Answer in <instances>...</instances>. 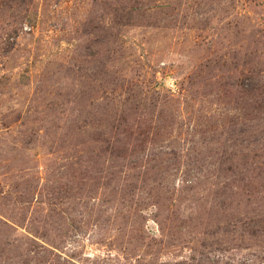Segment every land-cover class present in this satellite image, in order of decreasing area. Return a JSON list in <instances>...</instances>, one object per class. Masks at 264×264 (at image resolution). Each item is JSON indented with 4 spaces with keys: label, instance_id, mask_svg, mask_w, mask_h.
Segmentation results:
<instances>
[{
    "label": "rangeland",
    "instance_id": "374dc122",
    "mask_svg": "<svg viewBox=\"0 0 264 264\" xmlns=\"http://www.w3.org/2000/svg\"><path fill=\"white\" fill-rule=\"evenodd\" d=\"M0 264H264V0H0Z\"/></svg>",
    "mask_w": 264,
    "mask_h": 264
}]
</instances>
